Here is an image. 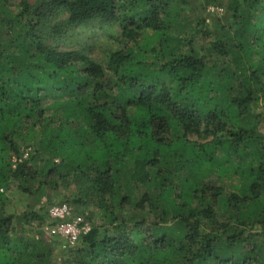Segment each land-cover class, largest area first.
Segmentation results:
<instances>
[{"label": "trees", "instance_id": "obj_1", "mask_svg": "<svg viewBox=\"0 0 264 264\" xmlns=\"http://www.w3.org/2000/svg\"><path fill=\"white\" fill-rule=\"evenodd\" d=\"M104 22L105 62L51 44ZM71 181V247L4 212ZM0 264H264V0H0Z\"/></svg>", "mask_w": 264, "mask_h": 264}, {"label": "rangeland", "instance_id": "obj_2", "mask_svg": "<svg viewBox=\"0 0 264 264\" xmlns=\"http://www.w3.org/2000/svg\"><path fill=\"white\" fill-rule=\"evenodd\" d=\"M19 0H14L17 3ZM198 3L204 4V0H195ZM31 3L35 0H30ZM206 12L216 11L215 7L208 6ZM223 9L218 10L220 13ZM62 17H66L64 14ZM120 38V28L117 24H103L78 26L75 28H68L66 32L56 41L50 40L52 45H56L58 49L73 50L84 49L90 56L97 61L105 62L108 54L119 47L118 39ZM198 46L204 43L201 34L195 36ZM207 44V43H206ZM192 139H197V136H192ZM23 152H31V147H25L22 143ZM6 192V206L4 212L6 215L15 216V225L19 226L29 236L39 238L46 235L51 240L59 242L58 249H66L67 241L60 237V235L50 227L52 220L49 216V209L59 203H67L71 208L72 216L81 223V226L92 228L93 226H101L105 224V213L102 208L96 203H90L86 206L79 207L73 203L77 195V188L73 181L69 186L65 187L61 182H58L52 188H44L39 193L30 195L21 191L17 183H12ZM44 209L47 216H45L42 225L38 222L26 223L20 218L27 212ZM18 218V219H17ZM40 231V232H39Z\"/></svg>", "mask_w": 264, "mask_h": 264}, {"label": "built area", "instance_id": "obj_3", "mask_svg": "<svg viewBox=\"0 0 264 264\" xmlns=\"http://www.w3.org/2000/svg\"><path fill=\"white\" fill-rule=\"evenodd\" d=\"M216 9L218 11L221 8ZM27 155V153L24 154L25 157ZM49 216L52 220L50 227L54 228L60 237L67 241L65 248L73 246L83 234L91 229L81 226V223L72 216L71 208L67 203L53 205L49 209Z\"/></svg>", "mask_w": 264, "mask_h": 264}]
</instances>
